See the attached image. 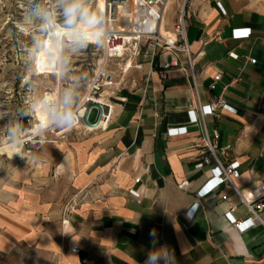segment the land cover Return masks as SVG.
I'll return each instance as SVG.
<instances>
[{"label": "crops", "instance_id": "obj_1", "mask_svg": "<svg viewBox=\"0 0 264 264\" xmlns=\"http://www.w3.org/2000/svg\"><path fill=\"white\" fill-rule=\"evenodd\" d=\"M174 21L172 11L166 32ZM186 25L200 104L232 109L204 122L220 136V161L238 163V193L198 198L210 167L195 169L192 73L184 54H160L127 74L107 131L0 162V264H145L155 250L168 264H264V224L240 232L226 217L248 219L241 197L264 186V0H191Z\"/></svg>", "mask_w": 264, "mask_h": 264}, {"label": "built area", "instance_id": "obj_2", "mask_svg": "<svg viewBox=\"0 0 264 264\" xmlns=\"http://www.w3.org/2000/svg\"><path fill=\"white\" fill-rule=\"evenodd\" d=\"M190 1L103 0L104 10L102 12L98 11L96 4L93 13L102 17L104 23L101 27L106 30L107 36L103 47L88 44L83 50L90 49L89 51L93 57H96L95 52H98L99 58L88 62V79L85 87L76 103L70 100L74 106L62 109L59 94H57V100L51 103L52 106L59 108L61 111H71L75 116L74 126L61 128L51 122L40 134L26 137L22 142V147L39 151L45 145H56L71 133L90 135L107 131L116 111L112 97L117 91L129 86L126 76L130 70L138 67L141 60L153 62L160 54L181 53L187 58L188 67L192 73V85L197 102L196 109L188 111L189 121L190 123H197L196 113H198L203 128L202 136L196 141V145L199 147V157L196 160L195 169L200 170L205 166L210 167L209 178L198 191L197 196L199 199H203L222 186L238 193L235 185V180L239 177L238 163L232 162L224 165L220 161L218 153L220 136L218 134L210 135L204 122L206 116L213 115L218 109H232L228 107L224 99H219L216 103L204 106L200 104L198 98L194 60L191 57L190 46L187 42L186 9ZM172 7L175 21L171 31L166 32V19ZM50 14L52 16V29L47 34L42 31L43 42L55 35V30L59 25L65 27L64 22H61L54 13L50 12ZM248 32L247 30L235 31V35L247 36ZM63 61L64 66L67 61ZM249 62L251 64L255 63L254 60ZM176 66H178L177 62H170L166 63L163 69L168 70ZM220 79L221 75L218 74L215 77V83ZM214 88L215 84L210 87L211 90ZM66 95L68 96V93H64L63 96ZM94 113L96 115L92 121ZM228 149L230 147L225 150ZM139 182L140 179H135V183ZM259 192L261 194L258 197L251 196L250 200L241 197L243 204L250 213L248 219L236 221L231 212L226 215L238 231L245 232L256 223L264 224L260 218V213L264 210V186L259 189ZM192 209L193 211L188 212L191 217L199 209V204H195ZM74 252L77 253L78 251Z\"/></svg>", "mask_w": 264, "mask_h": 264}, {"label": "rangeland", "instance_id": "obj_3", "mask_svg": "<svg viewBox=\"0 0 264 264\" xmlns=\"http://www.w3.org/2000/svg\"><path fill=\"white\" fill-rule=\"evenodd\" d=\"M67 2L68 0H0V148L5 143L19 140L23 142L32 135L36 124L34 106L43 102L46 94H59L61 105L69 107L68 102L76 100L85 87L88 62L99 58V53L94 51L96 57H93L90 49H71L69 43L72 37L65 35L61 40V59L67 62L63 66L59 62L54 42L55 38H59L58 32L67 30L61 26L46 41L51 44L56 56L50 59L46 50L37 51L35 42L44 38L42 21L37 11L52 12L64 22L62 9ZM83 3L92 13L95 11L97 0H83ZM172 11L173 7L169 11V17ZM79 26L85 31L89 29L86 23ZM60 67L61 75H58ZM64 93H68L67 103ZM95 115L96 113L93 114L92 121ZM63 141L60 140L57 144ZM34 152L38 151L22 147L19 154L15 151L8 155L0 154V162L4 166L8 164V160L16 161L24 154L32 155Z\"/></svg>", "mask_w": 264, "mask_h": 264}, {"label": "clouds", "instance_id": "obj_4", "mask_svg": "<svg viewBox=\"0 0 264 264\" xmlns=\"http://www.w3.org/2000/svg\"><path fill=\"white\" fill-rule=\"evenodd\" d=\"M64 16V26L68 30V35L72 37L71 49L79 51L88 46V44H95L97 47H103L107 33L101 25L104 23L102 17L98 14L92 13L90 9L84 6L83 0H68L64 4L62 9ZM38 17L42 21L41 31L45 34L52 29V16L49 11H37ZM86 23L89 27V31L83 30L79 25ZM55 44L57 49L62 51L63 44L59 38H55ZM37 51L46 50L49 54V58L56 56V53L52 51L50 45L46 42L36 41ZM60 63H64L63 59ZM67 95L65 96V103H67ZM45 108L47 109L50 117V121L61 128L74 126L75 116L71 111H61L59 108L52 106L49 101H44ZM152 234L150 233V236ZM164 261L168 264L169 257L159 250L150 251L145 264H160Z\"/></svg>", "mask_w": 264, "mask_h": 264}, {"label": "bare ground", "instance_id": "obj_5", "mask_svg": "<svg viewBox=\"0 0 264 264\" xmlns=\"http://www.w3.org/2000/svg\"><path fill=\"white\" fill-rule=\"evenodd\" d=\"M97 9L98 11L102 12L104 10V2L103 0H98L97 1ZM60 26V25H59ZM63 27V26H61ZM90 29H88L87 31H89ZM59 35V39L62 40V37L65 35H68V30H63L61 33L58 32ZM48 44L51 47V44L48 42ZM91 45H93L92 43H90ZM57 53H58V58H59V62L61 60L62 57V51L57 49ZM58 75H61V67L60 70L58 71ZM47 100L51 103L55 102L57 100V93L55 94H46L43 102H41L38 105L34 106V113H35V117H36V124L34 125V129L31 132L32 135H37L40 134L41 131L45 130L50 124V117H49V113L47 111V109L45 108L44 105V101ZM62 106V105H61ZM62 109H65L64 106H62ZM11 151H15L18 154L22 151V141H13L12 143H5L3 145L2 148H0V154L1 155H8Z\"/></svg>", "mask_w": 264, "mask_h": 264}]
</instances>
